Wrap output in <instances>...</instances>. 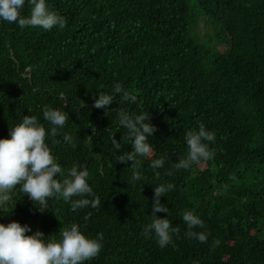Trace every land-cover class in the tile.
<instances>
[{"label": "trees", "instance_id": "16d2710c", "mask_svg": "<svg viewBox=\"0 0 264 264\" xmlns=\"http://www.w3.org/2000/svg\"><path fill=\"white\" fill-rule=\"evenodd\" d=\"M46 3L66 19L64 29L0 21V139H9V128L24 115L36 116L50 131L45 106L68 113L54 138L60 143L50 136L46 143L65 173L73 165L87 168L101 205L72 211L70 202L53 197L41 212L18 185L0 208V223L16 221L31 228L26 235L39 230L57 240L73 223L87 238L102 233L100 254L85 264H264V0ZM29 13L26 3L22 15ZM199 19L207 28L202 38ZM223 45L228 49L220 53ZM116 83L137 102L114 94L106 108L91 107L100 92L113 94ZM118 109L149 115L156 128L147 141L151 159L165 158L156 170L140 158L144 179L134 185L132 162L116 161L133 150L121 140L127 130ZM200 122L215 133L214 142L204 141L213 159L166 176L186 154L185 133L198 131ZM65 133L75 148L64 143ZM113 134L121 149L113 148ZM161 183L175 188L161 197L169 212L157 216L180 230L163 248L154 233L142 235ZM185 211L204 222L195 230L210 233L207 243L184 238Z\"/></svg>", "mask_w": 264, "mask_h": 264}, {"label": "clouds", "instance_id": "9594fccd", "mask_svg": "<svg viewBox=\"0 0 264 264\" xmlns=\"http://www.w3.org/2000/svg\"><path fill=\"white\" fill-rule=\"evenodd\" d=\"M26 3L30 6V13L24 16L22 10ZM0 21L18 24L21 29L39 27L45 31H51L54 27L62 30L67 26L66 19L51 11L46 0H0ZM112 93L100 92L91 107L106 108L114 101V94H121L122 101L133 104L137 102V95L124 89L120 83L114 84ZM43 118L51 125L50 131H46L36 116L24 115L21 123L9 128L10 138L0 139V208L9 201L10 193L19 185L21 192L34 206L39 205L36 207L41 212L42 209L48 208V201L53 197L70 202L72 211L88 207L98 209L101 200L88 183L87 168L73 165L65 173L46 143L48 136L53 138V143H60L54 138L59 134L58 129L65 126L69 118L68 113L45 106ZM118 118L119 125L127 130L121 140L129 141L133 150L118 155L116 161L124 164L132 162L130 183L134 185L136 181L144 179L139 171L142 166L140 158H148L149 167L153 170L162 168L165 158L151 159L154 150L147 141L156 128L149 122L148 114L137 115L118 109ZM109 138L114 149H121L115 134ZM63 141L73 148L76 147L73 138L67 133L63 135ZM204 141L214 142L215 133L206 130L205 125L200 122L198 131L189 130L185 133L186 154L173 163L171 169L164 174L172 176L174 171L189 170L193 165L213 159L214 152ZM57 175L59 178H56ZM155 178H161L159 171H155ZM174 188L173 183H161L154 187L151 222L146 224L142 231L146 239L151 238L154 233L161 248L171 244L173 235L179 237L180 233L179 228L173 227L169 219L157 216L158 212H169L161 203V197ZM90 217L89 212L83 219L87 221ZM182 220L187 226L184 238L200 243L208 242L210 233L195 230L205 227L197 215L192 211H185ZM30 231L28 225L22 226L16 221L7 225L0 223V264H85L86 261L96 258L102 249V233H98L95 239L87 238L75 223L59 230V240L49 238L50 236L45 238L44 233L39 230L32 235H26Z\"/></svg>", "mask_w": 264, "mask_h": 264}, {"label": "rangeland", "instance_id": "374dc122", "mask_svg": "<svg viewBox=\"0 0 264 264\" xmlns=\"http://www.w3.org/2000/svg\"><path fill=\"white\" fill-rule=\"evenodd\" d=\"M206 31H207V28L204 26L203 20L199 19L198 24H197V28H196V33L199 34L200 38H202L205 35ZM227 49H228V47L223 45V46L218 48V51L220 53H224Z\"/></svg>", "mask_w": 264, "mask_h": 264}]
</instances>
